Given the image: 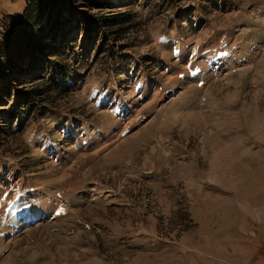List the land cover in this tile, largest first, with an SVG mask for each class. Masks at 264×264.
<instances>
[{
  "label": "rangeland",
  "instance_id": "obj_1",
  "mask_svg": "<svg viewBox=\"0 0 264 264\" xmlns=\"http://www.w3.org/2000/svg\"><path fill=\"white\" fill-rule=\"evenodd\" d=\"M105 2L130 24L69 25L62 91L2 92L0 264H264V0Z\"/></svg>",
  "mask_w": 264,
  "mask_h": 264
},
{
  "label": "trees",
  "instance_id": "obj_2",
  "mask_svg": "<svg viewBox=\"0 0 264 264\" xmlns=\"http://www.w3.org/2000/svg\"><path fill=\"white\" fill-rule=\"evenodd\" d=\"M108 7L110 4L105 0H30L21 15L9 18V23L4 25L0 43V97L2 92L10 97L12 86H16L13 106L17 111L22 107L30 110L40 96L53 90L62 91L52 79L45 91L40 87L53 60H58L56 66L63 72L61 62L69 55L66 48L61 50L59 42L65 39L69 25L113 35L114 41H118L129 26L127 11L108 15L90 13ZM58 76L65 80L64 74Z\"/></svg>",
  "mask_w": 264,
  "mask_h": 264
},
{
  "label": "bare ground",
  "instance_id": "obj_3",
  "mask_svg": "<svg viewBox=\"0 0 264 264\" xmlns=\"http://www.w3.org/2000/svg\"><path fill=\"white\" fill-rule=\"evenodd\" d=\"M202 228H204V227H202Z\"/></svg>",
  "mask_w": 264,
  "mask_h": 264
}]
</instances>
